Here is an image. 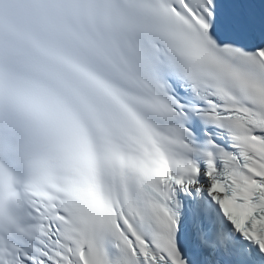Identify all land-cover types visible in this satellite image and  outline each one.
Wrapping results in <instances>:
<instances>
[{"label":"snow or ice","instance_id":"obj_1","mask_svg":"<svg viewBox=\"0 0 264 264\" xmlns=\"http://www.w3.org/2000/svg\"><path fill=\"white\" fill-rule=\"evenodd\" d=\"M0 264H264V0H0Z\"/></svg>","mask_w":264,"mask_h":264}]
</instances>
